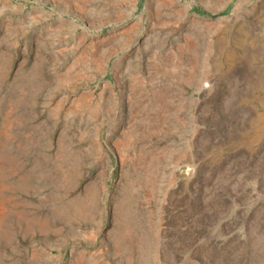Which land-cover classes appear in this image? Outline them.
Masks as SVG:
<instances>
[{"label":"rangeland","instance_id":"rangeland-1","mask_svg":"<svg viewBox=\"0 0 264 264\" xmlns=\"http://www.w3.org/2000/svg\"><path fill=\"white\" fill-rule=\"evenodd\" d=\"M18 1L0 0V264H264V0H145L139 30L190 67L149 101L100 98L93 20L47 37Z\"/></svg>","mask_w":264,"mask_h":264},{"label":"built area","instance_id":"built-area-1","mask_svg":"<svg viewBox=\"0 0 264 264\" xmlns=\"http://www.w3.org/2000/svg\"><path fill=\"white\" fill-rule=\"evenodd\" d=\"M29 2L31 11V6H44L49 1ZM142 11L143 16L130 15L117 21H105L102 26L96 25L91 30L104 41L105 47L99 48L101 54L110 53L107 71L101 76L102 86L107 85L109 91L108 94H100V98L102 96L124 101H149L163 92L169 93L167 98H176V94L171 92L173 86L181 79H185L190 71L189 66H177L166 60L160 46L152 44L149 37L144 36L145 28L139 30L137 22L155 18L147 13L145 3ZM133 25L138 28L137 35L128 40L129 30ZM107 75L109 78H106Z\"/></svg>","mask_w":264,"mask_h":264},{"label":"crops","instance_id":"crops-1","mask_svg":"<svg viewBox=\"0 0 264 264\" xmlns=\"http://www.w3.org/2000/svg\"><path fill=\"white\" fill-rule=\"evenodd\" d=\"M45 2L44 6H31L29 0L18 1V4H25V12H21L15 15H21L27 20H31L32 26L34 21L42 22L45 24L44 32L47 33V37L51 34L55 37H61L62 34H70L75 37L76 31H78V23H70L69 21L79 22L85 20L87 17L90 20H93L96 25L102 26L105 21H117L123 18L129 17L130 15H144L143 7L145 0H120L114 1L110 0L111 3H108L107 0H48ZM15 3H17L15 1ZM131 5L129 11H127L126 6ZM105 5V7H103ZM66 6V7H65ZM33 8V9H32ZM64 8L68 9V13L64 12ZM89 11L87 16L83 15ZM83 12V13H82ZM70 27V28H67ZM65 28H67L65 30ZM137 27H131L129 30L128 40H131L137 35ZM65 31V32H64ZM58 47H55L54 50H58L61 44H57ZM50 45H42V51L49 50ZM75 47V46H74ZM106 78H109L108 75Z\"/></svg>","mask_w":264,"mask_h":264},{"label":"trees","instance_id":"trees-1","mask_svg":"<svg viewBox=\"0 0 264 264\" xmlns=\"http://www.w3.org/2000/svg\"><path fill=\"white\" fill-rule=\"evenodd\" d=\"M197 13H202L200 9L195 10Z\"/></svg>","mask_w":264,"mask_h":264},{"label":"bare ground","instance_id":"bare-ground-1","mask_svg":"<svg viewBox=\"0 0 264 264\" xmlns=\"http://www.w3.org/2000/svg\"><path fill=\"white\" fill-rule=\"evenodd\" d=\"M212 244V243H211Z\"/></svg>","mask_w":264,"mask_h":264}]
</instances>
